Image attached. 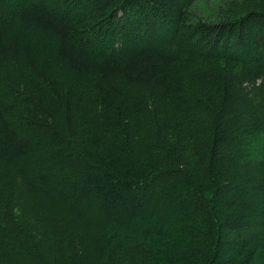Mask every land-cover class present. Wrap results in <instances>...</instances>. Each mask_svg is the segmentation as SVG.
I'll return each mask as SVG.
<instances>
[{"label":"trees","instance_id":"obj_1","mask_svg":"<svg viewBox=\"0 0 264 264\" xmlns=\"http://www.w3.org/2000/svg\"><path fill=\"white\" fill-rule=\"evenodd\" d=\"M194 1L0 0V264H264V0Z\"/></svg>","mask_w":264,"mask_h":264},{"label":"rangeland","instance_id":"obj_2","mask_svg":"<svg viewBox=\"0 0 264 264\" xmlns=\"http://www.w3.org/2000/svg\"><path fill=\"white\" fill-rule=\"evenodd\" d=\"M172 3H178L179 0H171ZM242 1L246 0H195L189 7L186 8L187 11V22L188 23H216L220 21H224L227 18L230 19H237L238 17L243 16L246 14V9L240 4ZM69 10L77 8L79 6L78 2H72ZM233 7V8H232ZM96 45L100 47L103 50L108 49V43H101L96 42ZM248 58V57H247ZM246 58V59H247ZM236 67L232 64L227 65V70L231 71L233 74L236 71ZM61 75L59 78L63 79H70L69 72L67 69L60 71ZM242 77L238 76L237 81L241 82ZM206 85L208 84H198V87H202L203 89H207ZM259 147L262 148L260 150H264V133L260 136L259 139ZM23 206L19 208V211L21 214H24L25 212H29L28 214V220L29 223L33 224V221L36 218L37 211L34 212V208L37 207L40 211H44L45 207L42 206L38 198L34 195H31L28 199H23ZM40 214V213H38ZM66 221V219H65ZM161 243H164L161 241ZM164 248V247H163ZM160 249V246H159ZM258 250V247H250L248 251L245 254V257H249L250 259L253 258L256 251ZM255 251V252H254ZM192 258V257H190Z\"/></svg>","mask_w":264,"mask_h":264}]
</instances>
